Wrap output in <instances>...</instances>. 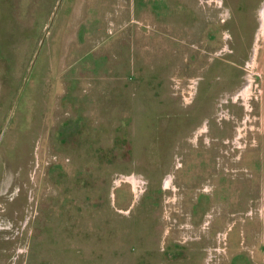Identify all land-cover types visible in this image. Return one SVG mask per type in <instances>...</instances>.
I'll list each match as a JSON object with an SVG mask.
<instances>
[{"label":"rangeland","instance_id":"374dc122","mask_svg":"<svg viewBox=\"0 0 264 264\" xmlns=\"http://www.w3.org/2000/svg\"><path fill=\"white\" fill-rule=\"evenodd\" d=\"M263 9L0 0V264H264Z\"/></svg>","mask_w":264,"mask_h":264},{"label":"crops","instance_id":"0c3cea01","mask_svg":"<svg viewBox=\"0 0 264 264\" xmlns=\"http://www.w3.org/2000/svg\"><path fill=\"white\" fill-rule=\"evenodd\" d=\"M262 2H264V0H222L224 8L223 12H226L224 15L228 16L227 19H231L233 25L232 28L228 27V29L222 31L224 34L223 40L226 41V44L223 47L220 46L219 48L221 49H219V51H223V55H225L224 58H214L212 60H220L223 62H217V65L216 63L212 62V64L215 67L213 68V70L215 69V72L217 74L216 78L220 76L218 73L222 71V69L220 71V67L223 66L224 63L225 66L229 68V70L227 69L228 74L223 73L221 77L226 84L229 83V81L231 82L234 77L237 76V72H239V70H237L236 68L238 66H241V64H243L249 56L250 49L254 40V35L258 27V10ZM223 12L220 13V15H222ZM198 25H202V33L204 31L206 33L207 30L204 29L206 26L204 25L203 19L198 21ZM207 61L210 62L208 58ZM258 64L261 73L260 82L262 87V96L259 103V108L261 112L260 118L263 125L262 130L264 131V36L262 37ZM230 71H233L235 74H233V78H231L230 76ZM211 78V76L202 75L198 83L199 88L204 90V88L207 87V84L212 82L210 81ZM213 82H215L214 79ZM220 82H222V80ZM214 90H216V88H214ZM213 130L217 131L214 126Z\"/></svg>","mask_w":264,"mask_h":264},{"label":"built area","instance_id":"2783aa9c","mask_svg":"<svg viewBox=\"0 0 264 264\" xmlns=\"http://www.w3.org/2000/svg\"><path fill=\"white\" fill-rule=\"evenodd\" d=\"M262 17L264 18V9L262 10ZM254 82H255V87L257 86H259V88H260V84H259V82H257L256 80H254ZM251 83H253V81L251 82Z\"/></svg>","mask_w":264,"mask_h":264}]
</instances>
